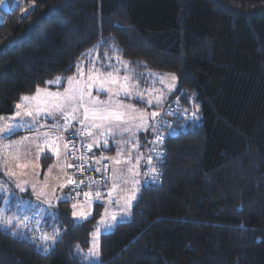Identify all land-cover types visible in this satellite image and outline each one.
Here are the masks:
<instances>
[{
  "label": "trees",
  "instance_id": "16d2710c",
  "mask_svg": "<svg viewBox=\"0 0 264 264\" xmlns=\"http://www.w3.org/2000/svg\"><path fill=\"white\" fill-rule=\"evenodd\" d=\"M97 45L100 63L118 54L139 83L150 70L175 74L159 112L176 98L179 113L160 182H145L142 166L139 198L101 234L96 264H264V0H21L0 9V115L75 73ZM150 136L151 127L139 134L142 147ZM17 198L8 212L18 216ZM94 204L86 221H73L63 200L45 215L43 232L62 230L47 253L24 225L23 235L0 228V264H85Z\"/></svg>",
  "mask_w": 264,
  "mask_h": 264
},
{
  "label": "snow or ice",
  "instance_id": "6c2138e0",
  "mask_svg": "<svg viewBox=\"0 0 264 264\" xmlns=\"http://www.w3.org/2000/svg\"><path fill=\"white\" fill-rule=\"evenodd\" d=\"M2 2V0H0ZM99 44V42H98ZM98 45L93 48H89L86 52L81 53V57L87 58V63L89 67L85 70V59H79L76 63V72L72 76L67 77L68 87L61 92H49L47 89H41L37 86L36 91L32 95H21L19 102L15 104L16 112L11 116H0V121H10L11 123L4 124L0 126V133L13 134L14 131L18 128H27L29 131H35L36 136L33 138L34 142L40 139H43V145L39 143L37 147L40 149L39 156L42 158L44 155H47L48 152H51L55 155L59 161L61 155L65 157L64 164L61 168L62 172L65 175L63 183H58L51 187V192L55 195L57 189H64L68 186L71 187V191L75 192V196L62 194L61 196L55 197L56 200H63L67 202L68 200H77V203L71 205L72 208V217L73 220L86 221L92 215L93 211L90 207L92 202L102 200L105 196V193L100 191V186H107L108 184V165L104 164L103 167L92 168L91 163L89 162L86 153L77 155L78 149L72 142L66 141L63 135L56 134L60 129L63 132L67 133L70 129L72 130V136L80 137V145L82 148H85L88 152L92 150L93 147H105L109 148L110 144L106 137L112 136L113 138L118 133L123 135L124 133H134V129L149 127H154L151 121L160 115L159 112H147L146 110L136 109L132 104H123L120 101V97L136 99L146 106L160 107L164 100L163 90H159L157 94L156 89H148L146 93L140 91V85L136 77L139 75L129 69V61H125L118 54L115 55V61L119 64V67H116L112 63H99L98 56H92V53L96 51ZM113 52H118V49L113 45ZM112 57H109L105 53V60H111ZM99 65V66H98ZM106 69H111V71H106ZM124 71V75L121 76V71ZM156 75V74H152ZM171 76L172 83L165 85L168 91H171L175 87L176 76L175 74H166ZM63 77L57 76L55 80L45 81L47 85L57 84L59 85L63 81ZM160 82L164 83V77H160ZM95 91L97 93L94 96L92 93ZM102 93H108V100H100L98 96ZM145 94L148 95V98L145 99ZM195 94H193L194 96ZM191 100V97H189ZM81 110L82 116L81 119ZM199 111V106H195V111L192 112L194 118H198L197 113ZM55 113H60L63 119V123H55L52 125L47 124H37V119L41 115L47 117H54ZM134 113V114H133ZM25 116L33 117L31 122L19 123L16 122L17 118L23 120ZM78 122L81 127L80 129H75L73 122ZM51 128L53 131H41V129ZM94 133L99 135L93 141V143H85L87 137H92ZM101 137H104L103 144H101ZM29 137H23V140H28ZM134 139V135H130L127 140H121V144L130 143ZM157 140H162L161 137L157 136ZM65 142L61 146V141ZM15 143V142H14ZM141 145L137 141L133 145V148H139ZM71 153L73 160H80V164L68 163L67 157ZM122 150L117 152V157L122 155ZM18 159V156L14 157ZM111 159L109 157L101 156L95 162L99 164L101 161H106ZM132 159L131 149H129V156L122 161L119 158L114 159V163L119 166L122 163H130ZM137 163L139 162V157H136ZM151 158L149 157V161ZM87 166L89 170H94L96 172H104V176L99 180L93 177L85 176L83 179L77 181L74 179L82 169ZM5 167H7L5 165ZM17 168L25 169L28 167V164H17ZM52 166H49V171H51ZM74 169L72 174L67 173V169ZM124 169L117 167L113 169L114 175L111 177L113 183L112 187L107 190V204L112 205L116 204L119 208V212L124 215H130L131 208L133 206V201H136L139 198V185L140 182L137 180H127L122 179ZM153 172L156 169H152ZM127 172L133 176L136 173H133L132 168H128ZM27 173L21 172L19 175H26ZM39 175V173H34ZM5 175L12 179L18 176L16 171H13L11 168L5 172ZM86 181L88 191L83 193L85 201L88 203L89 207L87 210L83 208V205H79V196L80 189L85 185ZM119 181V183H117ZM131 183L132 187L130 189H123L125 194L119 199L114 198V193L121 188L122 185H127ZM28 184V181L21 180L16 183V188L21 192L26 190L25 185ZM95 186V193L93 195V187ZM49 186L47 184V175L45 176V183L39 191H37V185H32L33 195L36 196L37 200L41 198L44 199V202L52 207V200L48 198V192L45 190ZM10 189L4 183H0V192H9ZM19 199V198H18ZM8 200V197L5 196V201ZM122 201V203H121ZM78 205L81 210L77 211ZM5 209L0 206V228L5 230L11 229L13 235H23L22 232H19L18 229L21 225H24V221L28 220L29 217L6 215ZM108 212V207L105 208V213ZM118 218V213H112L111 215L102 214L101 220L97 222V226L94 232L90 233L92 239L90 241V247L88 252L84 255V260H90L91 258H97L99 256V236L101 234V225H103V230L108 231L116 226ZM15 221V227H13V222ZM39 223V221H37ZM25 227L27 225H24ZM61 229L54 228L51 233L41 231L38 237V246L42 247L44 252L47 253L50 248V243L55 244L56 240L61 235ZM32 238L37 240L36 233L33 232ZM77 251H82L79 244L76 245Z\"/></svg>",
  "mask_w": 264,
  "mask_h": 264
},
{
  "label": "rangeland",
  "instance_id": "374dc122",
  "mask_svg": "<svg viewBox=\"0 0 264 264\" xmlns=\"http://www.w3.org/2000/svg\"><path fill=\"white\" fill-rule=\"evenodd\" d=\"M97 55H98L97 51H94L92 53V56H97ZM107 63H112L116 67L120 66L119 64L116 63V61L114 63L107 61L105 64H107ZM87 67H89V65L87 63V58H85V70H87ZM75 70H76V66H75ZM109 71H111V69ZM124 74L125 73L122 70L120 75L123 76ZM152 74H156V75H152ZM166 74H172V73L157 72V71L150 70L148 76L145 77L146 78L145 81H143L142 83H139L140 91H143L146 93V90H148V89H156V90H158L157 94H159V90H163L164 96L168 97V94L172 90H174L175 87L171 91L167 90L165 85L171 84L172 80H171V76H168ZM58 76L63 77L64 78L63 81L59 85L53 84L55 87H47V88H50L52 90H56V92L62 93L64 91V89L66 87H68V81H67L68 76L67 77H65L64 75H58ZM69 76H72V75H69ZM56 77H54L52 80H55ZM160 77H164V83L160 82ZM176 81H175V86H176ZM59 88H61V89H59ZM32 94H34V93L23 94V95H32ZM92 94L94 96L97 95V93L95 91H93ZM122 97L123 96H121L119 99L123 104H132L135 106L136 109L146 110L149 113L159 112V110H160L159 107L146 106L145 104L143 106L139 107L137 104H135L131 101L132 98H128L126 101V100H123ZM147 98H148V95L145 94V99H147ZM98 99L108 100L109 94L108 93H102L98 96ZM134 100H136V99H134ZM136 101H138V100H136ZM18 102H19V100H18ZM140 103H142V102H140ZM0 116L7 117L8 115H0ZM80 118L81 119L83 118L82 110H81V117ZM32 119H33V117L25 116L23 118V120H20V118H17L16 122L27 123V122L31 121ZM154 120L151 121L150 123L153 124ZM7 123H11V122L10 121H0V126L7 124ZM55 123H61V124L63 123V119H62V116L60 113H55L54 117H47L45 115H41L37 119V124L52 125ZM73 126H77V125H73ZM79 126H81V125H79ZM147 129L138 128V129H134V133H124L123 135H120L118 133L117 135H115L114 138L112 136L106 137V139H109V141L111 142V145L113 147L111 152H107L108 150L103 151V150H101V147H99V148L93 147L92 150L90 151L92 160H95L92 158V156L97 157V158H99L101 156L111 158V159L106 160V162L109 165V174H110V181H109L108 189L112 187L113 181H112L111 177L114 175L113 169H115L117 167L123 168L125 170L123 175H122V179H127L129 181H131L133 179L137 180L140 182V185H139V188H140V186H141V170L139 169V162H140V159L142 157L144 159V157L146 155V150H145V148L143 150L140 148H138V149L133 148V145L136 144L137 133L145 132V130H147ZM20 130H24V132H18ZM14 133L15 134L11 138L4 139L3 141L0 142V152H1V154H0V178L7 179L14 186V188L16 187L15 185L18 181H21V180L28 181V184L25 185L26 190L24 192H21L20 194L16 193L14 195H16V196L18 195L19 199H22L20 197H24V195H25V196H28V197H31V198L37 200L36 196L33 195L32 185L36 184L37 185V191H39L41 189V187H43V185L45 183V176L47 175V184L49 187L45 190L48 192V194H49L48 198L52 200L53 206L49 207V205L44 202V199L41 198L38 201H39V204H40V202L42 203L41 204L42 207L36 210V213H38L39 217H41V220H42L41 222L45 223V215L46 214L53 215V211L55 210L58 202L60 201V200H56L55 197L61 196L62 194L70 195L68 187H66L62 190L57 189L55 192V195H53L51 192V187L53 185L58 184V183H63L64 179L66 177L61 170V166H59V163H58L59 161H57L56 163H54L52 165L51 171H49V168L45 167L46 164L43 166V164L41 163V160L39 161L40 158H38V153H39L40 149L37 147V144L39 143L42 146L43 141L38 140V141L34 142L33 138L36 136V133L34 135H30L25 128H18L14 131ZM98 135H99L98 133H94V135L92 137H89L90 139L87 143H93V141L96 139V137ZM130 135H134V139H132V141L130 143H127V144H121L120 143L121 140H127ZM23 137H29V139L22 141ZM100 139H101V144H102V142L105 138L101 137ZM129 149H131V156H132L131 162L130 163H122L121 165L117 166L114 163V159L119 158L122 161H124L129 156ZM121 150H122L123 154L120 157H117V152L121 151ZM16 156H18V159L14 158ZM136 157H139L138 163H137ZM18 163L19 164H28V167L25 169L17 168L16 165ZM5 165L7 167H5ZM8 168H11L13 171H16L18 173V176L14 177L12 179H9V177L5 175V172L8 170ZM128 168H132L133 173H136V175L133 176L132 174L128 173L127 172ZM21 172H24L27 174L26 175H19V173H21ZM34 173H39V175L37 176ZM117 183H119V181H117ZM131 187H132L131 183H129L127 185H122L121 188L118 189L116 193H114V198L119 199L121 196H123L125 194L123 189H130ZM16 190L20 191L18 188H16ZM78 200H79V205H83V208L85 210H87L89 207L88 203L85 200H80V199H78ZM68 201H69V208H70V216L73 219L71 205L73 203H77V200H68ZM4 202H5V199L1 205L3 208H4ZM121 203H122V201H121ZM79 205L77 207V211L81 210ZM98 205H101L100 216H99L98 220L96 221L94 228L92 229L91 233L95 231L96 226H97V222L101 220L102 214L107 216V215H111L112 213H118L117 223L121 222V221H125L129 218V215L126 216L123 213L119 212V208L116 204H112V205L107 204V195L105 198L100 200V204H98ZM94 206H95V204L93 201L92 204L90 205L92 211H93ZM106 206L108 207L107 213H105ZM21 208L22 207L19 206V208H18L19 209V215L18 216L23 218L26 215L24 213V211H25L24 208H23V212L21 213ZM5 214L9 215V216L13 215L10 212L5 213ZM78 221H81V220H75V222H78ZM13 223L15 224V221ZM100 227H101V234L111 230L110 229L108 231H104L103 225H101ZM43 229H44V225H43ZM101 234H100V236H101ZM100 236H99V241H100ZM91 239H92V237L90 235L88 248L91 246L90 245ZM88 248L82 251L83 256L88 252ZM84 261H85V264H96V263H99L100 259L98 256L97 258H91L90 260H87V261L84 260Z\"/></svg>",
  "mask_w": 264,
  "mask_h": 264
},
{
  "label": "built area",
  "instance_id": "2783aa9c",
  "mask_svg": "<svg viewBox=\"0 0 264 264\" xmlns=\"http://www.w3.org/2000/svg\"><path fill=\"white\" fill-rule=\"evenodd\" d=\"M20 1L21 0H2L0 2V9L5 10L6 12H10L20 6ZM160 115L156 117L153 125L154 127H151V136L148 138V141L145 145H143V148L146 150V155L144 158V169H143V179L147 183H159L161 180V162L163 161V154H164V140H165V134L167 132H173V129L169 128L170 124V117L179 113L178 110V104L176 98L171 99L170 101L165 104L163 109L159 112ZM185 118V117H184ZM193 120H197V118L192 117ZM49 129V128H48ZM51 129V128H50ZM60 135H63L66 141L72 142L75 147L78 149L77 155L86 153L87 158L89 162L92 165V168L96 167H103L104 164L108 163L106 161H101L99 164H97L95 160L91 159V153L88 152L85 148H82L80 145V137H75L73 138L72 136V130L70 129L67 133L63 132L62 129L58 131ZM159 136L162 138V140H157L156 137ZM85 143L87 144V141L85 140ZM149 157L151 160L149 161ZM70 158H71V163L74 164H80V160H73L71 157L70 153ZM156 169L155 172L152 171V169ZM74 169L70 168L71 174L73 173ZM108 174H109V167H108ZM105 174L103 171L101 172H96L94 170H89L87 166H85L82 171L74 177L77 181L83 179L85 176L87 177H93L99 180L101 177H103ZM87 181L84 186H82L78 191L80 192V196L78 199L80 200H85L83 193L85 191H88L89 188L87 187ZM71 187L69 186V193L71 196H75V192L71 191ZM107 186H100V191L104 192L105 195L107 193ZM95 193V186L93 187V195ZM22 199L17 200L16 205L21 207V202L22 201H28V212L26 214V217H29L28 220L24 221V225H27L25 227L26 231L28 232V239L32 243H37L38 242V237L41 231H43V225L44 222H41V218H39L38 213H36V210L41 207V204L39 202L33 200V199H28L26 197H20ZM23 212V208H21V213ZM25 212V211H24ZM18 215H19V209H18ZM39 221V223H37ZM33 232L36 233L37 240H34L32 238Z\"/></svg>",
  "mask_w": 264,
  "mask_h": 264
},
{
  "label": "crops",
  "instance_id": "0c3cea01",
  "mask_svg": "<svg viewBox=\"0 0 264 264\" xmlns=\"http://www.w3.org/2000/svg\"><path fill=\"white\" fill-rule=\"evenodd\" d=\"M76 72V71H75ZM74 74V73H73ZM72 74V75H73ZM41 89H47V91H49V92H56V90H52V89H50V88H45V87H41ZM59 89H61V88H59ZM33 93H35V92H33ZM122 99L123 100H126L127 101V99L128 98H125V97H122ZM165 101V100H164ZM164 103V102H163ZM144 105V103H141L140 105H138L139 107H141V106H143ZM163 105V104H162ZM161 105V106H162ZM160 106V107H161ZM159 107V108H160ZM15 111H16V108H15V110H14V112H12L11 114H9L8 116H11V115H13L14 113H15ZM29 122H31V121H29ZM73 125H77V126H74V128L75 129H80V127L81 126H79L80 124L78 123V122H73ZM150 128V127H149ZM148 128V129H149ZM26 130H27V128H25ZM147 129V130H148ZM147 130H145V132L147 131ZM41 131H53L52 129H48V128H46V129H41ZM18 132H24V130H20V131H18ZM27 132L30 134V135H34L36 132L35 131H29V130H27ZM140 133H144V132H139V133H137V136H136V143H137V141L139 142V144L141 145V143H142V141H140V139H139V134ZM15 133H13V134H11V135H9V134H6V133H0V142L1 141H3L4 139H9V138H11L13 135H14ZM56 134H58V135H60L58 132L56 133ZM89 137H87L85 140L88 142L89 141ZM41 141H43V139H40ZM108 141H109V139H108ZM65 141L64 140H62L60 143H61V146L63 145V143H64ZM109 144H110V147H109V149H110V151L109 152H111L112 151V149H113V147H112V145H111V142L109 141ZM140 149H142L143 150V148H142V146H140L139 147ZM108 149V150H109ZM102 150V149H101ZM108 152V151H107ZM0 154H1V152H0ZM39 154V153H38ZM45 157V158H44ZM38 158H40L39 159V161L41 160V163L44 161V164H46L45 165V167H47V168H49V166L51 165H53L54 163H56L57 161H58V159H57V157L55 156V155H53L51 152H48L47 153V155H44L42 158L38 155ZM92 158L93 159H99V158H97V157H94V156H92ZM64 161H65V157L63 156V155H61L60 156V158H59V166H61V168H62V166H63V164H64ZM67 162L68 163H71V158H70V153H69V155H68V157H67ZM143 162H144V159H143V157L140 159V162H139V169L141 170L142 169V165H143ZM44 166V165H43ZM108 167H109V165H108ZM67 173L68 174H70L71 172H70V168H68L67 169ZM109 181H110V174H109V176H108V186H109ZM0 183H4L6 186H7V188L8 189H10V190H12V191H9V192H2L5 196H7L8 197V200L7 201H5L4 202V209L6 210L5 211V213H8V206H9V200H10V198H11V194H20L21 193V191H17L16 190V187L14 188V186L7 180V179H3V178H0ZM141 184H142V170H141ZM68 188H69V186H68ZM107 190H108V188H107ZM12 192V193H11ZM24 197H26V198H28V199H33V198H31V197H28V196H25L24 195ZM106 197V195L104 196V198ZM17 200H20V199H17ZM33 200H35V201H37V202H39L38 200H36V199H33ZM94 203H99L100 204V200H99V202L98 201H95L94 200ZM21 207L22 208H24V210H25V215H26V213L28 212V209H29V207H28V201H22L21 202ZM40 204H42L41 202H40ZM42 207V206H41ZM40 207V208H41ZM18 208H19V206H18ZM16 209V208H15ZM44 209V208H43ZM39 218H41V217H39Z\"/></svg>",
  "mask_w": 264,
  "mask_h": 264
},
{
  "label": "water",
  "instance_id": "95a60500",
  "mask_svg": "<svg viewBox=\"0 0 264 264\" xmlns=\"http://www.w3.org/2000/svg\"><path fill=\"white\" fill-rule=\"evenodd\" d=\"M102 144H103V142H102ZM101 149H102L103 151H107L109 148H105V147L101 146Z\"/></svg>",
  "mask_w": 264,
  "mask_h": 264
},
{
  "label": "clouds",
  "instance_id": "9594fccd",
  "mask_svg": "<svg viewBox=\"0 0 264 264\" xmlns=\"http://www.w3.org/2000/svg\"><path fill=\"white\" fill-rule=\"evenodd\" d=\"M143 148V147H142ZM144 149V148H143ZM145 158V157H144ZM143 164H144V162H143ZM143 166V165H142Z\"/></svg>",
  "mask_w": 264,
  "mask_h": 264
}]
</instances>
